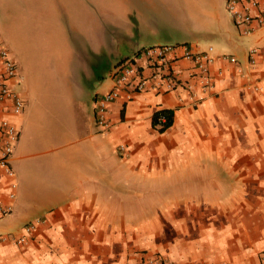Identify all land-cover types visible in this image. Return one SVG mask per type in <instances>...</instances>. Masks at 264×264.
Returning a JSON list of instances; mask_svg holds the SVG:
<instances>
[{"label":"crops","instance_id":"1","mask_svg":"<svg viewBox=\"0 0 264 264\" xmlns=\"http://www.w3.org/2000/svg\"><path fill=\"white\" fill-rule=\"evenodd\" d=\"M27 1L32 14L20 4L16 14L12 1L5 31L0 26L18 68L11 85L25 102L18 116L11 101L0 102V124L10 120L20 131L0 264H134L152 256L264 264V28L242 34L226 0H119V12L105 0ZM160 46L213 48L215 89L197 107L183 87L123 90L110 106L112 129L102 133L95 97L113 88L121 64L135 61L151 76L139 55ZM170 71L203 97L182 53ZM161 110L174 112L163 133L152 123ZM10 182L1 172L4 200ZM29 225L34 233L17 244Z\"/></svg>","mask_w":264,"mask_h":264},{"label":"built area","instance_id":"2","mask_svg":"<svg viewBox=\"0 0 264 264\" xmlns=\"http://www.w3.org/2000/svg\"><path fill=\"white\" fill-rule=\"evenodd\" d=\"M227 10L232 15L235 25L242 30V34L250 35L258 28H264V0H226ZM259 49L254 48L249 52V62L255 65V56ZM190 62L195 71V78L203 93V97L193 91L190 85H182L170 71V65L177 55ZM154 72L151 76H145L142 68L130 61L115 68L112 73L113 88L102 96L95 97V122L100 131L107 134L112 129L110 121V106L119 99L123 90L130 89V93L143 92L149 88L159 92H171L179 87L189 90V101L198 106L205 99V94L215 89V82L211 74V68L217 58L213 55V48L205 52H193L184 46H160L144 49L140 55ZM220 59L237 63L234 57L222 56ZM0 63L4 69L3 79L0 80V102L11 101L12 113L21 115L24 111L25 102L20 94L13 88V83L18 76V68L12 59L9 50L0 40ZM183 101V100H182ZM165 122V119L162 120ZM20 131L10 120H3L0 124V173L10 179V191L7 200L0 197V222L11 215L16 201L17 183L16 174L11 166V157L19 142ZM121 151L126 148L121 146ZM35 231L34 225L25 227L22 235L15 239L17 244L27 242L30 235ZM264 263V253L262 254ZM134 264H170L163 256H152Z\"/></svg>","mask_w":264,"mask_h":264},{"label":"rangeland","instance_id":"3","mask_svg":"<svg viewBox=\"0 0 264 264\" xmlns=\"http://www.w3.org/2000/svg\"><path fill=\"white\" fill-rule=\"evenodd\" d=\"M12 1H15V7H17L16 9H15V11H16V14H18L20 11H21V8L18 6L19 4L21 5V7H22V9H24L23 7H25V5H26V11L29 13V14H32V12L34 11V9H30L29 7H32V6H29V5H27V4H23V2H26L27 0H0V26L3 28V30L5 31V29H6V23H7V17H8V13H9V11H12L13 9H10V7H13V5H12ZM29 1H31V0H29ZM48 1H50V0H48ZM106 1V3H107V5H106V3H105V6L107 7L106 9L108 10H110V11H115V10H118L117 12H119L121 9V6L124 4H122V3H120V2H118L119 0H105ZM28 2V1H27ZM34 2V0H32V2L31 3H33ZM131 2V5H133L134 3H132V2H134V0H126V2L125 3H130ZM9 4H10V6H9ZM103 4V3H102ZM130 6V5H129ZM226 8H227V5H226ZM141 10H142V12H144L145 10L144 9H142L141 8ZM65 15H67V14H65ZM144 16H146V14H144ZM115 29L113 28L112 29V32H113V36L115 37V36H118V31H114ZM135 43H137V42H135ZM123 50H125L124 48H123V45H120V46H118V48H117V51H123Z\"/></svg>","mask_w":264,"mask_h":264},{"label":"trees","instance_id":"4","mask_svg":"<svg viewBox=\"0 0 264 264\" xmlns=\"http://www.w3.org/2000/svg\"><path fill=\"white\" fill-rule=\"evenodd\" d=\"M163 119H165V122H162ZM152 123L153 126L158 128L160 132H166L173 126L174 112L169 110L158 111L154 114Z\"/></svg>","mask_w":264,"mask_h":264}]
</instances>
